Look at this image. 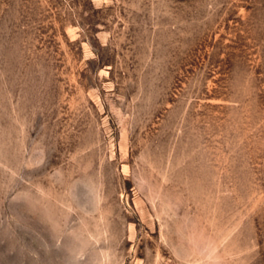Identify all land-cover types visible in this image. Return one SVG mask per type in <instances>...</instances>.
I'll use <instances>...</instances> for the list:
<instances>
[{
  "label": "rangeland",
  "instance_id": "obj_1",
  "mask_svg": "<svg viewBox=\"0 0 264 264\" xmlns=\"http://www.w3.org/2000/svg\"><path fill=\"white\" fill-rule=\"evenodd\" d=\"M0 264H264V0H0Z\"/></svg>",
  "mask_w": 264,
  "mask_h": 264
}]
</instances>
